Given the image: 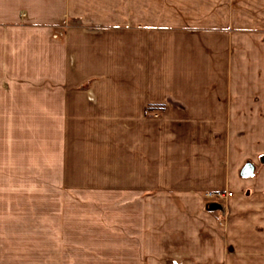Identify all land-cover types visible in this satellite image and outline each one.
Here are the masks:
<instances>
[{
	"label": "crops",
	"instance_id": "obj_1",
	"mask_svg": "<svg viewBox=\"0 0 264 264\" xmlns=\"http://www.w3.org/2000/svg\"><path fill=\"white\" fill-rule=\"evenodd\" d=\"M36 92L130 114L125 264H264V0H0V105Z\"/></svg>",
	"mask_w": 264,
	"mask_h": 264
},
{
	"label": "rangeland",
	"instance_id": "obj_2",
	"mask_svg": "<svg viewBox=\"0 0 264 264\" xmlns=\"http://www.w3.org/2000/svg\"><path fill=\"white\" fill-rule=\"evenodd\" d=\"M40 95L0 105V264H125V190L145 179L124 175L130 114L50 112Z\"/></svg>",
	"mask_w": 264,
	"mask_h": 264
},
{
	"label": "built area",
	"instance_id": "obj_3",
	"mask_svg": "<svg viewBox=\"0 0 264 264\" xmlns=\"http://www.w3.org/2000/svg\"><path fill=\"white\" fill-rule=\"evenodd\" d=\"M231 194H232L231 192L224 193L221 191H212V192H207L205 196L208 199L209 204L211 206L214 204H219L221 205V207H218V208H222V203H221L222 199L226 198L228 195H231Z\"/></svg>",
	"mask_w": 264,
	"mask_h": 264
},
{
	"label": "water",
	"instance_id": "obj_4",
	"mask_svg": "<svg viewBox=\"0 0 264 264\" xmlns=\"http://www.w3.org/2000/svg\"><path fill=\"white\" fill-rule=\"evenodd\" d=\"M252 171H253L252 166H251V165H247V166L244 168V170H243V174L248 175V174L252 173ZM218 207H221V205H219V204H214V205L211 206V208H218Z\"/></svg>",
	"mask_w": 264,
	"mask_h": 264
}]
</instances>
